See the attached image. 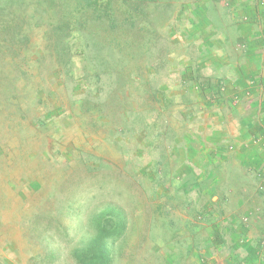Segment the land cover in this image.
I'll use <instances>...</instances> for the list:
<instances>
[{
  "label": "rangeland",
  "instance_id": "1",
  "mask_svg": "<svg viewBox=\"0 0 264 264\" xmlns=\"http://www.w3.org/2000/svg\"><path fill=\"white\" fill-rule=\"evenodd\" d=\"M158 1L160 8L153 0H146L140 6V28L145 24L142 38L150 39L157 33L158 47H151L148 54L153 52L155 57L159 56L157 62L162 67L158 69V83H163L160 88L175 92L172 86L177 84L178 88L182 63L186 59L195 62L199 56L197 44L184 41L189 30L184 19H189V15L179 22L180 11L188 13V3L207 7L210 1L216 15H220L227 7V0ZM263 1L258 3L264 6ZM75 3L71 2L72 8ZM62 4L63 1L56 0L51 8L57 9ZM119 9L121 14L124 8ZM46 10L31 16L32 10L28 9L21 17L19 30L26 33L29 41L24 45L14 43L12 47L16 46L17 51L4 49L9 35L7 39L2 38L0 28V264H78L73 253L90 243L96 233L94 219L110 208L120 214V217L112 216L114 223L125 222L121 236L109 243L113 251L111 264H133L149 253L155 244L153 238L159 235L156 230L159 221L152 220V212L159 210L167 193L180 197L174 185L183 183L178 175L181 166L186 163L187 168L193 164L197 167L202 154L208 156V161H215L216 156L210 151L216 145L206 139L210 136L208 125L199 126L206 111L193 110V105L184 107L187 103L179 104L178 108L181 99L175 97L177 104L165 114L167 134L159 144L151 142L153 136L146 134L147 137L141 138L137 132L129 133L130 120L118 130L114 125L106 126V120L98 117L94 109L95 97L79 89L85 79L90 82V78L84 81L80 77L90 73L92 67L91 62L83 61L78 55L71 57L79 36L66 45L61 37L65 34L69 38L71 32H77L78 24L71 23L69 31L59 33L56 29L61 26L60 10H55L57 14ZM4 15H0L3 23ZM194 20L198 19L194 17ZM69 21L75 22L73 18ZM142 31L132 29L121 34L120 39L130 35L138 37ZM235 50L238 53L243 47L238 45ZM68 55L71 60L66 62ZM71 73L76 81L68 80ZM209 73L210 69H202V74ZM136 76L130 71L123 86L136 88ZM82 102L83 106L78 104ZM181 106L187 109L184 116L193 112L199 118L180 121L182 115L176 110ZM114 113L111 106L105 110V114L113 116ZM214 113L222 116L224 125L214 137V140L220 139L218 145L227 147L233 140H239L241 129L237 118H233L235 122L231 126L225 110L217 108ZM149 116L152 113L147 122L152 118ZM111 122L117 123L116 118L112 117ZM197 129L205 137L204 144L197 140ZM192 139L194 143L190 146ZM175 141H179V146ZM200 146L205 147V152L195 154L192 161L179 158L186 154L183 147L190 155L194 151L192 147L199 149ZM243 149H247V154L255 151L247 143L235 145L232 152L222 148L218 151L229 165L232 163L239 173L248 176L253 186L260 187L255 178L258 175L261 179L260 175L248 163L243 167L235 155ZM155 161L161 162V167ZM150 167L160 168L162 176L154 178ZM159 179L162 184L156 185ZM258 192L264 193V188ZM156 241L159 243L160 238Z\"/></svg>",
  "mask_w": 264,
  "mask_h": 264
},
{
  "label": "crops",
  "instance_id": "2",
  "mask_svg": "<svg viewBox=\"0 0 264 264\" xmlns=\"http://www.w3.org/2000/svg\"><path fill=\"white\" fill-rule=\"evenodd\" d=\"M258 1L227 0V7L220 15H216V8L209 1L207 7L200 6L193 12L198 20L188 28L191 39L184 41L197 44L199 56L195 62L182 61L181 68L194 65L201 85L209 84L210 88L194 87L192 92H187L174 84L175 92L162 90L169 91L174 102L176 98L181 99L178 104L175 102L178 108L179 104L187 103L184 107L193 105V110L206 111L199 126L208 125L210 136L206 139L216 145L210 152L219 163L208 161V156L202 154L197 167L193 164L187 168L186 163L183 164L186 167L181 166L178 175L183 183L174 185L180 197L167 193L159 210L152 212V220L159 221L156 230L160 242L153 238L155 244L149 253L133 264H264V193L260 194L259 186H253L249 177L239 173L232 163L229 165L218 151L222 148L232 152L237 144L254 146L253 153L247 154V149H243L235 155L243 167L248 163L254 168L261 179L258 175L255 178L264 188L261 181L264 177V6ZM211 12L214 13L210 16ZM238 45L243 50L237 53ZM203 68L210 69V73L202 74ZM217 108L227 112L231 126L235 122L233 118H237L238 129H241L239 140H233L227 147L218 145L220 139L214 140L223 120L221 115L215 117ZM186 110L182 106L176 110L182 115L180 121L199 118L193 112L184 116ZM196 133L199 134L197 140L204 144L202 132L197 129ZM192 143L193 139L190 146ZM192 149L194 151L188 155L183 147L186 154L179 158L192 161L205 147ZM220 236L225 244L222 242L213 250L209 245L221 242Z\"/></svg>",
  "mask_w": 264,
  "mask_h": 264
},
{
  "label": "trees",
  "instance_id": "3",
  "mask_svg": "<svg viewBox=\"0 0 264 264\" xmlns=\"http://www.w3.org/2000/svg\"><path fill=\"white\" fill-rule=\"evenodd\" d=\"M55 1L0 0V15L5 14V23L0 21L1 37L7 39L9 35L7 40L10 41L7 42L4 49L14 48L17 51L18 48L16 46L12 47L14 43L15 45L28 43L29 40L25 36L26 33L19 30L21 28L19 26L21 17H24L28 9L32 10L31 16L35 15L36 12L38 14L41 13L42 9L52 10L54 13L55 10H60L59 17L62 18L61 26L56 29L59 33L69 31L71 23L78 24L77 32H71L69 38H66L65 34L61 36L64 37L63 44H68L70 40L75 39L78 35L79 42L74 46L75 52H71V57L78 55L83 61L92 63L91 72L80 77L83 80L90 78V82L85 79V84L83 83L79 89H82L84 94L87 93L89 97H95L94 109L98 117L107 120L108 126L114 125L117 130L120 126L126 127L127 122L130 120L131 125L128 126L130 128L129 133L137 132L141 138L153 136L152 143L159 144L162 142V138L167 134L165 111H168L169 107L174 106L175 103L174 99L168 95L169 91H163L160 88L163 83H158L160 81L158 72L162 67L157 62L159 56L155 57L153 52L148 54L151 47H158L157 33L153 34L150 39L142 38V33H145L146 28L145 24L143 28H140L141 22H139V17L142 15L140 6L146 0H58L63 1V4L53 10L51 5ZM72 1H76L73 8L71 7ZM153 1L156 3L157 8H160V5H158L159 1ZM191 6L192 8H190ZM187 7L189 8L188 13L183 14L180 11L181 15H179L178 19L181 22L186 15H189L187 17L189 19H184V21L190 26L195 23L194 10L201 7L199 4H194V2L188 3ZM119 8H124L121 14L118 12V10L120 11ZM69 9L73 10V12H69ZM70 18H73L75 22L69 21L71 20ZM17 26L19 28H16ZM132 29L133 31H143L140 32L138 37L130 35V38L124 36L120 39L121 34L129 33ZM183 29L186 30L187 27ZM185 37L186 39H191L192 34L188 33ZM139 39L142 42L138 43ZM14 55L17 56V53ZM68 59L66 62L71 60L69 55ZM70 69L72 71V66ZM130 71L134 72L135 76H138L134 78L135 81L139 82H136L137 86L134 89L123 86L127 81ZM196 71V68L192 64L184 66L179 70V86L187 92L189 90L192 92V88L194 87L199 89L210 88L209 84L206 86L201 85L202 82L196 76ZM70 79L76 81L72 73L68 75V80ZM186 98L188 99V96ZM120 103L124 104L120 107ZM78 104L84 105L83 102L82 104ZM109 106L112 107V114L115 112L113 116L105 114V110ZM149 113H152L153 116H149L152 118L147 122L146 119ZM112 117L116 118L117 123L111 122ZM147 144H149V141ZM162 157L164 158L163 154ZM159 161H155L157 167H161V162ZM159 169L151 168L149 172L150 174H154V178H157L158 176H162L158 171ZM164 175L163 173V177ZM160 180L155 184H162ZM194 182H197V180ZM113 215L120 217V214L114 209H105L101 211L98 218L94 219L95 235L88 245L73 253L78 264L112 263L113 251L109 243L116 241L125 229V222L120 220L114 223L111 219ZM220 240L221 242L219 243L210 244V248L212 247L214 248L213 250H216L222 242H225L222 237Z\"/></svg>",
  "mask_w": 264,
  "mask_h": 264
},
{
  "label": "built area",
  "instance_id": "4",
  "mask_svg": "<svg viewBox=\"0 0 264 264\" xmlns=\"http://www.w3.org/2000/svg\"><path fill=\"white\" fill-rule=\"evenodd\" d=\"M260 190H263V187H259Z\"/></svg>",
  "mask_w": 264,
  "mask_h": 264
}]
</instances>
